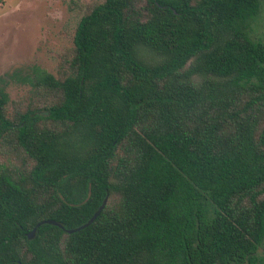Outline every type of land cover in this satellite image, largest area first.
I'll return each instance as SVG.
<instances>
[{
    "label": "trees",
    "instance_id": "trees-1",
    "mask_svg": "<svg viewBox=\"0 0 264 264\" xmlns=\"http://www.w3.org/2000/svg\"><path fill=\"white\" fill-rule=\"evenodd\" d=\"M261 6L95 0L29 106L0 89V264H264Z\"/></svg>",
    "mask_w": 264,
    "mask_h": 264
},
{
    "label": "rangeland",
    "instance_id": "rangeland-1",
    "mask_svg": "<svg viewBox=\"0 0 264 264\" xmlns=\"http://www.w3.org/2000/svg\"><path fill=\"white\" fill-rule=\"evenodd\" d=\"M95 0H0V89L10 110L31 101V78L38 69L56 72L72 45L82 10ZM249 35L264 41V6L253 17ZM0 153V164H13Z\"/></svg>",
    "mask_w": 264,
    "mask_h": 264
},
{
    "label": "water",
    "instance_id": "water-1",
    "mask_svg": "<svg viewBox=\"0 0 264 264\" xmlns=\"http://www.w3.org/2000/svg\"><path fill=\"white\" fill-rule=\"evenodd\" d=\"M103 204L97 209V211L92 215V217L89 219V221L87 223H85V224H83V225H81L79 227H76V228L66 229V231L67 232H73V231L79 230L80 228H83L84 226H86L87 224H89L99 214V212H100ZM41 223H49V224H54V225H58L60 227H63L62 224H60L59 222H57L55 220H52V219H47V220L40 221L39 223L36 224V226L40 225ZM36 226L30 232L27 233V236L29 238H32L34 236L35 230H36Z\"/></svg>",
    "mask_w": 264,
    "mask_h": 264
}]
</instances>
